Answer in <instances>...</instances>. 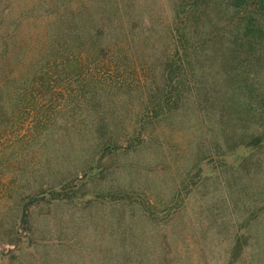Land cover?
I'll return each instance as SVG.
<instances>
[{
	"label": "rangeland",
	"instance_id": "374dc122",
	"mask_svg": "<svg viewBox=\"0 0 264 264\" xmlns=\"http://www.w3.org/2000/svg\"><path fill=\"white\" fill-rule=\"evenodd\" d=\"M177 9L0 0V264H264V166L164 78Z\"/></svg>",
	"mask_w": 264,
	"mask_h": 264
},
{
	"label": "trees",
	"instance_id": "16d2710c",
	"mask_svg": "<svg viewBox=\"0 0 264 264\" xmlns=\"http://www.w3.org/2000/svg\"><path fill=\"white\" fill-rule=\"evenodd\" d=\"M177 1L170 44L179 60L166 57L164 78L181 96L195 76L199 106L217 116L226 147H242L240 166L257 174L264 166V0Z\"/></svg>",
	"mask_w": 264,
	"mask_h": 264
}]
</instances>
